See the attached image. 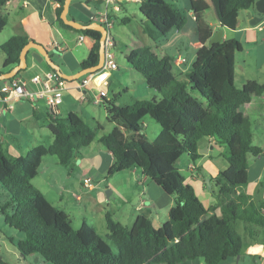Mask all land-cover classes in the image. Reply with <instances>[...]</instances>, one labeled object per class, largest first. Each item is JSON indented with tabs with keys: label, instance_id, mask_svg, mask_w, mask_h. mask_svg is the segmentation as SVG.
Masks as SVG:
<instances>
[{
	"label": "trees",
	"instance_id": "trees-1",
	"mask_svg": "<svg viewBox=\"0 0 264 264\" xmlns=\"http://www.w3.org/2000/svg\"><path fill=\"white\" fill-rule=\"evenodd\" d=\"M7 1L0 0V32L7 24V16L1 13ZM52 1L59 27L91 39L79 69L96 65L100 33L65 24L59 17L64 0ZM81 1L93 9L102 3ZM255 1L190 0L201 46L181 78L175 74L170 56L158 55L150 47L129 50L124 55L127 63L160 97L137 99L125 106L109 101L105 107L107 116L121 122L122 128L113 126L109 132L99 134V126H90L74 111L65 117L47 114V127L53 136L48 145H33L18 156H9L0 145V189L8 196L0 211L3 223L22 233L16 249L23 259L32 256L51 264H179L201 258L205 264H219L241 255L242 238L236 222L241 221L249 234L254 231L252 224L264 226V200L253 202L243 190L248 183L249 160L262 151L254 144L250 116L251 110L264 101V84L249 80L236 85L234 55L242 49L238 40L207 42L215 19L220 27L234 29L239 10L252 8ZM138 9L144 19L142 30L153 41L181 29L187 20L185 10L165 0H139ZM128 21V17L121 19L123 23ZM30 40L26 35H12L0 45L5 56L2 70L18 64L20 50ZM145 116L160 126L153 140L144 134ZM203 137L223 147L221 156L227 163L214 177L202 174L209 179L208 189L214 197L207 206L176 165L183 154L194 163L198 161V141ZM93 141L112 155L107 176L137 167L165 193L174 196L165 221L156 226L148 217L137 215L131 226H125L106 213L107 233L103 240L85 221L74 228L68 215L32 184L44 156H56L65 165ZM195 169L201 171L199 166ZM204 185L207 187V183ZM9 240L12 242V238ZM0 264L10 263L0 256Z\"/></svg>",
	"mask_w": 264,
	"mask_h": 264
},
{
	"label": "crops",
	"instance_id": "crops-1",
	"mask_svg": "<svg viewBox=\"0 0 264 264\" xmlns=\"http://www.w3.org/2000/svg\"><path fill=\"white\" fill-rule=\"evenodd\" d=\"M181 1L186 11V23L181 29L171 30L163 37L167 41V46L158 53V55H168L172 58L173 70L180 78L188 72L194 61L196 51L201 46L195 18L190 11V0ZM204 1L210 3V0ZM137 2L139 3V1ZM1 13L7 16V24L0 32V36L4 32L6 33L0 41V45L12 35H26L34 42L43 45L47 50H57L52 45L53 42H57L65 46V49L58 51V53H67L62 55V57L69 71L64 73L72 74L79 70V62L83 58L77 59L68 51V44L81 43L76 40L79 33L62 29L57 25L55 3L52 0H8L2 7ZM256 14L255 6L239 10L234 29L220 27L216 19L213 21V33L221 30V40L234 38L241 43L242 49L240 51H244V59L241 64H236L235 68V82L236 84L238 82V86L249 80H256L264 84V24L259 25L261 21L256 24L251 23ZM172 33H174L175 38L171 42L168 37ZM228 33L232 34L229 35ZM242 42H244V45ZM167 50L173 52V55L168 54ZM177 57L183 60L179 65L175 63ZM4 58L5 56L3 60ZM26 67L29 70L21 72L25 75H30L39 69H49L39 52L30 49L27 54ZM6 71L5 69L2 70V72ZM4 82H7V80H0V84ZM108 82L109 78L103 85ZM148 89L150 88H145L144 94L149 95L151 93ZM81 95L82 90L76 87L74 82H69L63 94L60 117L62 110H65L66 114L69 111L79 114L75 109V103L82 104L89 101L81 100ZM152 96L156 98L155 95L152 94ZM25 103H29L30 108ZM39 106L44 109L43 116L47 127V113L42 101L38 105L28 101H17L10 109H5L4 103L0 101V145L4 151L12 156L24 154L23 149H19L14 143L18 141V136L23 133L34 139L36 143L33 145L39 144L33 131L36 126H29L26 123V120L30 118V114L32 117L39 115ZM250 119L251 126L253 122L256 124V127H252V132L254 138L258 141L257 145L261 147L262 151L259 156L249 160L247 170L248 183L243 190L251 196L253 202H259L264 200V101L258 104L254 110H251ZM142 123L143 131L147 125L151 124H147L146 120H142ZM151 128L154 136L151 140H153L160 130V126L151 124ZM40 134L43 133L40 132ZM48 137L52 141V134L51 136L48 134ZM198 149H201L202 152L196 163L190 161L185 154L181 158L182 161L184 160L183 165H178L180 159L176 165L184 175L185 182L193 187L200 201L207 206L214 201V197L208 187L204 185L206 178H203L202 174L214 177L220 169L226 167L227 163L221 156L223 147L215 144L211 138H201L198 141ZM112 161L111 153L103 145L93 141L86 147L79 149L73 159L68 164H65L70 166V171L66 169L63 174L66 181L63 179L59 182L58 180L59 174L55 170V164L59 163L57 157L47 155L42 158L38 172L31 182L52 204L68 215L72 226L71 217L75 218L76 225L73 226L74 228H79L82 221H85L94 230L99 226L105 236L107 233L106 213H109L114 221L125 226H131L137 215L148 217L154 225L159 226L168 218V211L174 205V196L165 193L160 186L145 176L141 169L137 167L125 169L104 177ZM191 165L193 167H190ZM196 166H199L201 171L196 170ZM59 171L62 172L63 170ZM73 171L76 172V175H73ZM94 171L100 173L105 179L103 186L100 185L99 181L94 182L93 177L90 175ZM38 175L47 191L40 189L34 184ZM48 194H52L53 199H50ZM217 212H219L218 209ZM261 213L264 215V208H262ZM157 222H160V224ZM252 226L254 228L253 234L247 232V238L242 239L241 255L238 258H228L219 264H264V226L256 224H252ZM242 229L245 231L244 227ZM251 248L256 249L251 250ZM4 250L7 251L6 247H4ZM36 261H39V258ZM179 264L205 263L201 258H196Z\"/></svg>",
	"mask_w": 264,
	"mask_h": 264
},
{
	"label": "rangeland",
	"instance_id": "rangeland-1",
	"mask_svg": "<svg viewBox=\"0 0 264 264\" xmlns=\"http://www.w3.org/2000/svg\"><path fill=\"white\" fill-rule=\"evenodd\" d=\"M167 2H173L176 7L179 9L184 10L182 6L181 0H165ZM139 3L137 1H127L125 3L120 4V11L115 13V16L113 18V27L110 29L112 39H113V48L112 52L114 54V59L117 63V69L111 71L109 82L102 86L101 91L103 92V97L105 99V104H94L93 101L90 99L89 101L78 104L75 103L76 111L79 112V114L82 116L83 120L89 124L92 127H97V133H107L109 132L113 126H118L122 128L121 122L119 121H111L106 113V108L108 107L107 103L110 101V103H113L116 106H125L133 103V99H152L153 95H155L156 99L160 97V94L157 91H153V89L150 90V94L146 95L145 88H148L145 81H143L144 77L141 73L133 69L126 61L124 55L131 49H141L143 47H150L154 52L157 54L160 53L161 49H164L167 45V41L164 40L163 37H160L156 41H153L150 37H148L143 32V17L139 13ZM92 8L85 5V3L81 0H72V2L69 4L67 17L70 19H74L76 21H80L82 23H88L89 18L88 14L91 12ZM124 17H128L129 21L126 23L121 22V19ZM8 31V29H7ZM5 32L3 35L0 36V41L4 37ZM169 35L168 37L169 41L172 42L174 40L175 36ZM231 35L232 33H228ZM90 43L91 39L89 37L83 38V41L81 43H70L68 44L69 52L77 58V59H84L90 49ZM115 43V44H114ZM244 45V42H242ZM30 50L37 51L34 48H30ZM168 51V50H167ZM48 53L51 55L52 60L59 64L60 70L63 72H68L69 68L65 64L62 55L67 53H58L55 49H48ZM170 55H173V52L168 51L167 52ZM4 54L0 50V69L2 60H3ZM244 59V51H237L234 55L235 64L242 63ZM29 69L26 67L24 71H28ZM238 85V82L237 84ZM139 97V98H138ZM25 105L30 108L29 103H25ZM39 115L37 117H32L30 114V118L26 120L27 125L32 126L35 125L36 129L33 130L37 139L38 143L42 145H48L50 143V138L48 137V134L51 136L50 131L46 127L45 119L43 116L44 109L42 106H39ZM65 110H62L61 117H65ZM143 120L147 121V124H157L150 116H145ZM143 124V123H142ZM151 124L147 125V127L144 129V134L146 137L151 140L153 136V131L151 128ZM256 124L254 122L252 123V127H256ZM42 132L43 134H40ZM45 134V135H44ZM254 144H258V141L256 138H254ZM15 145L19 149H23V153H25L29 147H31L34 143V139L29 138L26 136V134H20L18 136V141L14 142ZM9 156H12L8 152H6ZM183 154L182 156H184ZM178 163L179 166L183 165V161L181 160ZM51 157H53L51 155ZM53 163V162H52ZM54 164V163H53ZM52 164V165H53ZM70 166L68 165H62L59 163L55 164V170L56 173L59 174V182L64 179L63 174L65 170L70 171ZM59 170H63L62 172ZM73 175H76V172L73 171ZM94 182L99 181L101 183L100 185L103 186L105 184V179L103 176L98 173L97 171L91 172L90 174ZM104 177H107L106 173L104 174ZM65 180V179H64ZM66 181V180H65ZM103 182V183H102ZM34 184L40 189L47 191L43 185V181H41V178L39 175L36 177ZM209 184H207L208 187ZM50 199L52 198V194H48ZM7 194L0 189V205L7 199ZM71 220L73 221V226L76 225L75 218L71 217ZM160 224V222H157ZM243 223L241 221L236 222V229L240 233L242 239L244 240L247 238V230L243 231L242 225ZM95 233L103 240H105V236L103 232L99 229V226L95 228ZM22 236V233L10 228L9 226L5 225L2 220V215L0 211V256L5 258L10 264H51L49 262L44 261L43 259H40L39 261H34V258L31 256H27L26 259H23L17 249L16 244L18 239H20ZM9 238H12V242H10ZM4 247H6L7 251L4 250ZM114 249V247H112ZM256 248H251V250H255ZM164 264V263H159Z\"/></svg>",
	"mask_w": 264,
	"mask_h": 264
},
{
	"label": "built area",
	"instance_id": "built-area-1",
	"mask_svg": "<svg viewBox=\"0 0 264 264\" xmlns=\"http://www.w3.org/2000/svg\"><path fill=\"white\" fill-rule=\"evenodd\" d=\"M127 1L139 0H102L99 8H94L88 18L91 22L101 24L106 29V37L102 41L103 63L101 68L94 72H88L78 79L73 80L75 86L82 90L81 100H92L94 104H105L101 88L110 77L111 71L117 69V63L112 52L113 39L110 29L113 27L111 15L120 11V4ZM264 24V11L259 25ZM84 36L78 34L77 42H81ZM57 51H62L65 46L53 42ZM183 60L177 57L176 65ZM68 81L64 79L56 70H37L30 75L20 73L14 78L7 79V82L0 84V101L4 103V108H12L17 101H28L34 105L43 102L46 113L53 118L60 116L63 94L67 88ZM190 167H193L191 165Z\"/></svg>",
	"mask_w": 264,
	"mask_h": 264
},
{
	"label": "water",
	"instance_id": "water-1",
	"mask_svg": "<svg viewBox=\"0 0 264 264\" xmlns=\"http://www.w3.org/2000/svg\"><path fill=\"white\" fill-rule=\"evenodd\" d=\"M70 1L71 0H64L63 8L60 12L59 17L65 24L70 25L74 29H85V28H87V29L96 30L100 33V48H99V58H98L97 64L92 66V67L79 69L78 71H76L75 73H72V74H66L59 69L58 64H56L52 60V58L50 57V54L48 53V50L43 45L38 44V43L34 42L33 40H30L21 48L20 53H19L18 64L13 66L10 70L1 73L0 74V80L10 79L13 76H15L19 70L26 68V66H27L26 54L30 48L36 49L39 52V54L44 58V61L46 62V64L50 68L56 70L64 79H66L68 81L78 79L80 76H82L88 72H94V71L98 70L99 68H101L102 63H103V57H104L102 41L106 37V29L101 24L96 23V22L83 24L80 21H76L74 19L68 18L67 13H68ZM254 6H255V10H256L257 14L251 20L252 24H256L259 21H261V19H262L261 14L264 11V0H256L254 3ZM219 41H221V30H217L213 33L212 37L209 39V43L212 44V43L219 42ZM198 152L201 153L202 150L198 149ZM205 182L208 184L209 179L206 178ZM236 258H238V256H236ZM36 260H37V257L34 258V261H36Z\"/></svg>",
	"mask_w": 264,
	"mask_h": 264
}]
</instances>
